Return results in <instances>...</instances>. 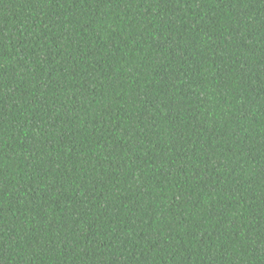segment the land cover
<instances>
[{
	"label": "trees",
	"instance_id": "trees-1",
	"mask_svg": "<svg viewBox=\"0 0 264 264\" xmlns=\"http://www.w3.org/2000/svg\"><path fill=\"white\" fill-rule=\"evenodd\" d=\"M0 264H264V0H0Z\"/></svg>",
	"mask_w": 264,
	"mask_h": 264
}]
</instances>
